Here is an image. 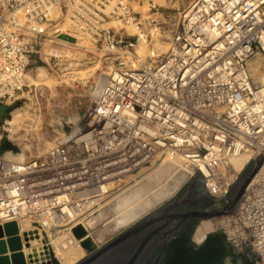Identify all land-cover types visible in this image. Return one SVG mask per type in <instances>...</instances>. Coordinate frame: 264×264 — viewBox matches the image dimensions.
<instances>
[{
	"label": "built area",
	"instance_id": "2783aa9c",
	"mask_svg": "<svg viewBox=\"0 0 264 264\" xmlns=\"http://www.w3.org/2000/svg\"><path fill=\"white\" fill-rule=\"evenodd\" d=\"M110 23L131 26L134 38ZM151 24L129 0H0L1 102L22 93L33 57L55 58L59 47L89 43L117 63L96 77L89 110L43 155L0 159V226L14 222L22 245H44L49 264L59 228L85 229L76 219L160 166L183 175L171 200L203 162L192 182L203 210L216 212L254 154L264 157V86L252 85L247 68L264 52V0H193L167 50L142 60L130 51L147 43ZM247 153L236 168L232 160ZM235 206L215 215L219 230L239 261L264 264V160Z\"/></svg>",
	"mask_w": 264,
	"mask_h": 264
},
{
	"label": "rangeland",
	"instance_id": "374dc122",
	"mask_svg": "<svg viewBox=\"0 0 264 264\" xmlns=\"http://www.w3.org/2000/svg\"><path fill=\"white\" fill-rule=\"evenodd\" d=\"M192 1L129 0L135 12L142 18L152 20L151 26L147 29V43L139 41L130 52L142 60L149 59L151 55L164 53L172 33L180 24L183 14ZM109 26L117 34L134 38L131 26H125L122 29H120L122 27L120 23H110ZM56 54L55 58L36 56L28 66L26 87L14 99L20 101L18 107L14 109H18L22 113V120L14 124L12 132L8 134L9 136L7 135L8 139L20 148V151L16 154L6 152L3 156L5 160L21 161L43 155L61 134L68 131L89 110L90 94L96 77L100 73L107 72L109 68L117 67L114 55L107 54L89 43H83L68 51L59 47ZM39 68L44 70L42 78L38 77ZM247 68L254 85L264 84V52L257 51L248 60ZM12 100L3 103L9 105L13 102ZM166 170H161L160 173L166 174ZM151 178V175L146 173L132 185H127L125 192L116 196L112 195L111 199H105L101 203L100 209L94 214L83 215L76 219L77 223L83 222L84 225L89 226L95 221L92 226H85L87 235L94 246L104 244L127 227L117 221L120 213L129 210L137 211L143 205H149L152 199L168 188V185L162 184L158 177L157 182ZM148 180L151 183H147L145 186ZM127 181L128 179L125 180V182ZM121 198L123 206L121 209L116 208L115 203ZM106 206L108 208L101 212ZM24 228H28V225H24ZM58 230L55 236L49 238L52 264L54 262L55 264H64V257L67 253L79 255L74 263L81 260L86 253L79 242L74 239L71 233L62 231L63 228ZM25 243L21 250L27 264L29 259L31 262L32 260L40 262L39 259L42 256L40 254L38 257V252L41 249L45 251L42 253L44 254L43 258H47V250L44 245L35 240ZM30 256L32 257L30 258ZM35 256L37 257L35 258Z\"/></svg>",
	"mask_w": 264,
	"mask_h": 264
},
{
	"label": "water",
	"instance_id": "95a60500",
	"mask_svg": "<svg viewBox=\"0 0 264 264\" xmlns=\"http://www.w3.org/2000/svg\"><path fill=\"white\" fill-rule=\"evenodd\" d=\"M251 83L255 88L264 86V84H261L258 86L254 85L252 81ZM14 99L12 100L13 102L9 105H6L0 101V122L5 117L9 116V112L12 111L14 108L18 107V105L20 104V101H16ZM19 151H20V148L15 143H13L11 140L8 139L7 133L3 134L2 137L0 138V159H2L3 161L13 162V163L24 162L25 161L24 159L21 161L3 159L4 158L3 156L6 152H10L11 154H16ZM262 160H264V157L256 152L254 156L250 159V161L247 163V165L244 167V169L241 171V173L236 178V180L233 182L232 186L226 193L225 197L220 202L223 207L222 210L216 211V212L202 211V212L192 213L194 216L200 218L195 223L194 229L190 234V239L192 237L196 246H199L207 235L220 231L214 216L219 215V214H228V213L233 212L236 206L245 197L242 198L235 207L231 208V206L233 205V203L235 202V200L237 199V197L239 196V194L241 193V191L243 190V188L245 187V185L247 184V182L249 181L253 173L260 166ZM197 163L200 164V167L191 176V178L186 182V184L182 187V189L187 184H191L193 181V178L198 173H200V169H201L203 162L198 161ZM166 165H169V164H166ZM172 170H173V166L170 169V172H172ZM181 190L179 192H181ZM166 198L167 197L162 198L158 203H156L154 206L149 208L145 213L140 215L139 219L138 218L135 219L130 224L126 225L127 227L124 226L126 228L123 229L122 231H119V233H117L111 241H108L107 243L103 244L101 247L95 250L93 247L94 246L93 242L87 235L86 230L80 225L75 226L71 230V233L74 239L79 242L80 246L84 249L85 252H89L90 254L85 259H82L74 264H93L104 254L106 249L112 244H114L121 236L129 233L131 230H134L135 228L143 224L161 221L163 217H161L160 214L164 213L165 211H169L171 209L176 210L179 205L185 204L184 201H179L177 197L171 201L167 200ZM106 208L108 207L107 206L104 207L101 210V212L105 211ZM178 214L179 215L177 216L182 215L181 213H178ZM94 222L92 223V225L94 224ZM85 226L90 227L89 225H85ZM23 241L26 242V239H23ZM21 249H22V242H21L20 237L17 234L16 224L14 222H9V223H5L4 225L0 226V264H27ZM28 264H32L30 259H29Z\"/></svg>",
	"mask_w": 264,
	"mask_h": 264
},
{
	"label": "flooded vegetation",
	"instance_id": "af4514ba",
	"mask_svg": "<svg viewBox=\"0 0 264 264\" xmlns=\"http://www.w3.org/2000/svg\"><path fill=\"white\" fill-rule=\"evenodd\" d=\"M176 197L185 204L179 205L176 210L171 209L160 214L163 217L161 221L143 224L121 236L93 264H163L169 242L179 233L188 234L190 244L197 248L192 237L190 239V234L195 223L200 219L192 213L204 211L205 201L202 190L199 185L192 182L174 198ZM178 213L182 215L177 216ZM102 245L93 246L94 250ZM85 253L82 259L90 254ZM224 264H232L231 258L227 257Z\"/></svg>",
	"mask_w": 264,
	"mask_h": 264
},
{
	"label": "bare ground",
	"instance_id": "6f19581e",
	"mask_svg": "<svg viewBox=\"0 0 264 264\" xmlns=\"http://www.w3.org/2000/svg\"><path fill=\"white\" fill-rule=\"evenodd\" d=\"M142 45V44H141ZM43 75H44V70L43 69H41V68H39V73H38V77L39 78H42L43 77ZM29 79H30V77H29ZM23 104V103H22ZM22 104H21V106H22ZM26 104V103H25ZM23 107H24V105H23ZM21 112H23V111H21ZM25 112V111H24ZM22 118V113H20V111H18V109H14V110H12V111H10L9 112V116H7V117H5L1 122H0V138L2 137V135L3 134H5V133H7V135L10 133V132H12V130H13V125L14 124H17L20 120H22L21 119ZM9 136V135H8ZM251 153H247V154H243V155H239L238 157H236V158H234L233 160H232V163H233V165L236 167V168H240L241 167V165L243 164V162L246 160V158L250 155ZM5 157H7V156H5ZM5 160V159H4ZM13 161H15V160H13ZM174 164H176V162H173ZM171 164H169V165H164V166H160L158 169H156V170H154V171H152V172H150L149 174L151 175V179L154 181V182H157V180H158V178L160 179V181L162 182V184H166V185H168L167 187V189L164 191V192H162L160 195H158L155 199H152L151 200V202H149V205H143L141 208H139L137 211H131V210H129V211H127V212H122V213H120L119 215H118V222H119V224H121L122 226H126V225H128V224H130L132 221H134L136 218H138L142 213H143V211H146V209H149L152 205H155L157 202H159L162 198H165V197H167L168 196V194H171V192L173 191V190H175L176 188H177V186H178V184H179V182L181 181V178H182V174H181V172H179V174H175V176L174 177H171L170 176V173H172V172H170V169L172 168V166H170ZM166 170V174L165 175H167L166 176V178H164L165 177V175H164V173H160V171L161 170ZM180 169H182V168H180ZM173 171V170H172ZM177 175V176H176ZM163 176V177H162ZM158 177V178H157ZM147 183H151V181L150 180H148V181H146V184H145V186H147ZM142 186H144V185H142ZM141 186V187H142ZM122 200V198L117 202V203H115V207L116 208H122V206H123V201H121ZM215 220H216V222H217V225H218V227H220V226H222V224H223V219H222V217H215ZM118 224V225H119ZM24 225H26V224H22V229H27V228H24ZM120 226V225H119ZM56 246V245H55ZM40 247V246H39ZM57 248V247H56ZM47 250V249H46ZM31 251V250H30ZM36 251V250H35ZM38 251V250H37ZM43 252H45V251H43L42 249L38 252V257H40V254H41V256L42 257H40L41 259H39V264H48L47 262H45V258H43V255L44 254H42ZM32 254V253H31ZM34 255H36L35 253H34ZM79 255L78 254H73V253H67L66 254V256L64 257L65 258V260H64V264H73L74 263V261L76 260V258L78 257ZM32 256H30V258H31ZM37 256H35V258H36ZM32 260V259H31ZM37 262V261H36ZM36 262H35V260L33 261L32 260V264H36Z\"/></svg>",
	"mask_w": 264,
	"mask_h": 264
},
{
	"label": "trees",
	"instance_id": "16d2710c",
	"mask_svg": "<svg viewBox=\"0 0 264 264\" xmlns=\"http://www.w3.org/2000/svg\"><path fill=\"white\" fill-rule=\"evenodd\" d=\"M227 257L232 264H250L233 255L220 231L207 235L197 248L190 244L188 234L179 233L169 242L163 264H224Z\"/></svg>",
	"mask_w": 264,
	"mask_h": 264
},
{
	"label": "crops",
	"instance_id": "0c3cea01",
	"mask_svg": "<svg viewBox=\"0 0 264 264\" xmlns=\"http://www.w3.org/2000/svg\"><path fill=\"white\" fill-rule=\"evenodd\" d=\"M33 59H34V57H33ZM33 59H32V62H33Z\"/></svg>",
	"mask_w": 264,
	"mask_h": 264
}]
</instances>
